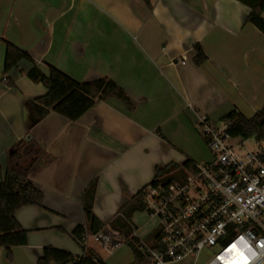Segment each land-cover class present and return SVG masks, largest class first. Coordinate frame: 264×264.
<instances>
[{"label":"crops","instance_id":"1","mask_svg":"<svg viewBox=\"0 0 264 264\" xmlns=\"http://www.w3.org/2000/svg\"><path fill=\"white\" fill-rule=\"evenodd\" d=\"M250 11L240 0H0V183L7 151L27 134L46 150L30 175L43 203L16 213L28 242L13 248L12 260L0 248V264H38L48 245L84 255L72 231L86 222L83 193L95 178L93 211L106 227L84 245L114 263L96 247L106 249L103 236L122 206L157 167L206 160L198 114L217 124L232 111L251 117L264 106V33L248 21ZM6 41L35 62L23 59L5 74ZM197 43L207 55L201 65ZM34 65L77 81L108 77L135 109L111 98L76 121L54 111L41 117L31 101L47 87L27 76ZM153 232L140 235L154 244Z\"/></svg>","mask_w":264,"mask_h":264},{"label":"built area","instance_id":"2","mask_svg":"<svg viewBox=\"0 0 264 264\" xmlns=\"http://www.w3.org/2000/svg\"><path fill=\"white\" fill-rule=\"evenodd\" d=\"M227 126L198 114L197 127L213 157L194 162L195 169L178 179L156 176L143 193L145 211L157 222L156 243L138 230L111 231L103 236L110 253L130 242L146 264H200L206 248L212 252L202 264H264V139L255 137L248 149L244 139L234 143Z\"/></svg>","mask_w":264,"mask_h":264},{"label":"trees","instance_id":"3","mask_svg":"<svg viewBox=\"0 0 264 264\" xmlns=\"http://www.w3.org/2000/svg\"><path fill=\"white\" fill-rule=\"evenodd\" d=\"M240 1L251 8L248 21L264 33V0ZM194 49L196 51L194 61L201 65L207 60V55L198 43ZM23 59L35 62L28 52L10 41H6L5 74ZM49 69L47 74L34 65L26 73L30 79L41 82L47 87V92L44 95L31 101L32 106L41 117L54 111L69 120L76 121L97 102L111 98L121 100L130 111L135 109V105L125 89L108 77L77 81L52 65ZM4 81L8 86L15 85L10 77H4ZM223 122H228L227 131L235 137H241L244 140L252 137L264 139V106L251 117H247L241 112L232 111L223 117ZM45 155L46 150L30 134H27L16 146L7 151V168L0 183V248L6 249L8 260L13 259L14 247L26 245L28 242V230L18 220L17 211L26 205H42L43 203L44 191L31 180L30 175L39 166ZM194 169L195 164L190 159L182 165L172 162L166 166L157 167L153 180L156 176H162L165 181H172L178 179V176L185 175L188 170ZM150 183L146 184L122 206L109 223L111 231L131 234L138 230L132 218L135 213L145 211L143 193ZM97 185L98 180L95 178L86 187L82 199L86 222L78 224L72 231L73 237L83 247L84 255L77 256L67 250L48 245L44 247L42 255L38 258V264H66L70 261L75 264H109L95 250L86 248L84 245L88 234L96 235L106 227V223L93 211ZM157 232H153L154 237L158 236ZM128 244L134 250L135 261L132 264L146 262L145 257L134 249L133 244L130 242Z\"/></svg>","mask_w":264,"mask_h":264},{"label":"rangeland","instance_id":"4","mask_svg":"<svg viewBox=\"0 0 264 264\" xmlns=\"http://www.w3.org/2000/svg\"><path fill=\"white\" fill-rule=\"evenodd\" d=\"M218 127H223V122L220 121L216 124ZM204 140V139H203ZM243 139L241 137H234L233 141L234 143H240ZM255 137L249 138L245 140V145L248 149H254L255 147ZM206 141L204 140V143ZM206 145V155L207 157L205 158L206 160L204 161H209L213 157V154L211 150L209 149L208 145ZM200 161V162H204ZM135 221L139 224V226L142 227L143 230H139V235L145 234L147 231H152L155 229L157 222L155 220H150L149 215L146 212H137L134 215ZM93 241V240H92ZM96 245V243L94 242ZM98 250L101 251L102 256L104 258L108 257L113 259L114 263L113 264H131L133 263V258H134V253L129 245H125V247L120 248L118 251H116L113 255H110L109 251L102 246H97L96 247ZM212 249L206 248L200 255V262L204 263L207 258L211 255ZM110 264V263H109Z\"/></svg>","mask_w":264,"mask_h":264},{"label":"clouds","instance_id":"5","mask_svg":"<svg viewBox=\"0 0 264 264\" xmlns=\"http://www.w3.org/2000/svg\"><path fill=\"white\" fill-rule=\"evenodd\" d=\"M248 251L251 257H254L256 255V253L253 252L250 248L248 249Z\"/></svg>","mask_w":264,"mask_h":264},{"label":"snow or ice","instance_id":"6","mask_svg":"<svg viewBox=\"0 0 264 264\" xmlns=\"http://www.w3.org/2000/svg\"><path fill=\"white\" fill-rule=\"evenodd\" d=\"M233 247H235V246H233Z\"/></svg>","mask_w":264,"mask_h":264}]
</instances>
